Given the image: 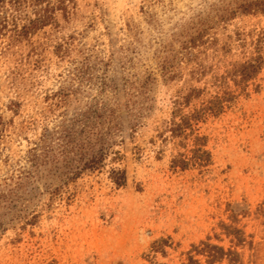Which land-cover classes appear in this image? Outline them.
<instances>
[{
  "label": "rangeland",
  "instance_id": "rangeland-1",
  "mask_svg": "<svg viewBox=\"0 0 264 264\" xmlns=\"http://www.w3.org/2000/svg\"><path fill=\"white\" fill-rule=\"evenodd\" d=\"M231 1L66 0L57 22L12 46L0 42V196L8 198L0 197V215L11 218L0 233V264H183L190 254L206 264L194 247L202 242L236 250L243 264H264V67L247 80L236 73L264 56V11L214 25L186 51L175 39ZM164 44L184 53L171 78L155 61ZM145 70L157 77L152 109L133 130L120 132L112 119L101 168L10 194L31 149L49 131L65 134L64 121L82 132L73 145L88 135L98 145L105 124L93 111L106 102L128 117L123 78ZM193 88L202 92L186 103ZM217 95L223 108L203 110ZM198 111L195 133L173 137L174 118ZM196 133L207 136L211 153L203 165L192 160ZM177 157L190 164L175 167ZM113 169L127 172L124 185L112 180ZM162 240L164 252H155Z\"/></svg>",
  "mask_w": 264,
  "mask_h": 264
},
{
  "label": "trees",
  "instance_id": "trees-1",
  "mask_svg": "<svg viewBox=\"0 0 264 264\" xmlns=\"http://www.w3.org/2000/svg\"><path fill=\"white\" fill-rule=\"evenodd\" d=\"M223 1V0H221ZM224 3V2H223ZM68 6L66 0H0V42L8 38V46L22 42L33 35L37 30L44 28L50 24L57 22L56 13L58 10H62L64 13L67 11ZM251 11H264V1L261 0H235L231 1L222 7H216L215 13L206 20L199 23V26L194 32L191 28L185 27L180 36L179 40L182 44L181 49L189 50L202 41L205 34L219 23L226 22L234 18L238 13H245ZM63 45H60L62 49ZM163 51V52H162ZM61 52H69V50H61ZM162 53V54H161ZM184 56L182 50H176L172 44H164L163 50L159 52L156 58V65L158 72L162 75H167L171 78L174 75L172 69L176 65L178 59ZM264 67V56L261 54L250 61H246L241 64L237 70V75L241 76L243 80L254 77L259 70ZM71 77H75L76 80L81 81L83 78L76 72H71ZM74 79V78H73ZM125 84V108L128 117H124L123 114L115 116V109L111 108L106 102L102 104L93 113L100 112L103 117L105 127L100 130V142L97 145L91 137L88 135L87 138L80 140L79 142H86L87 144L73 145L78 141V137L82 135L78 133V130H72L74 128V122L69 120L67 125H59L60 130H64L65 134H61L56 137L58 131L48 132L46 137L42 139V144L37 145L31 149L28 162L30 166L21 172L17 176L14 182L13 188L10 190V194L18 196L21 189L26 191L29 187L30 190L38 188L37 182L44 181L45 189H49L56 182L57 184L64 185L70 180L80 176L85 171H91L101 168L111 152V122L112 119H116V129L123 131L126 125L130 126L133 130L138 126L139 121L143 118L144 113L147 110H151L152 105L149 104L153 101V91L157 77L154 75L152 70L137 71L131 74L130 77L123 78ZM106 87V85L104 86ZM74 92V90H73ZM202 91L193 88L186 97V103L189 102L190 98H193ZM67 95L68 93L65 92ZM66 95V96H67ZM222 98L217 95L209 106H205L203 110L210 112H219L223 106ZM67 103V100H64ZM102 110V111H101ZM201 116L200 111L192 113L190 115H181L180 120L174 118L173 125L171 126V133L173 137L185 138L190 134L188 130L195 133L193 128V120L198 121ZM91 124V123H90ZM88 125V128L86 126ZM84 130H93V126L84 124ZM91 127V128H90ZM90 128V129H89ZM1 130V128H0ZM72 130V133L70 132ZM1 132V131H0ZM93 134V131H89ZM62 139V144L58 147L52 146L53 140ZM195 148H194V163L203 165L211 159V153L204 149L207 142V136H200L198 133L194 136ZM190 159L186 157H177L173 160L175 167L186 168L190 164ZM127 172L121 169L112 170V180L118 185H124L127 181ZM3 200H8L6 196L2 197ZM10 215V214H9ZM0 215V233L5 230L6 224H8L11 218L7 220L3 219ZM9 217V216H7ZM241 232V230H237ZM242 241L241 238H239ZM155 242L152 246L155 252H164V242ZM203 247L199 248L194 246L196 252L200 255L205 256L206 264H221L223 261H227L228 264H243L239 252L236 250H226L223 246L217 244H211L209 242H202ZM150 264H167L166 262L151 261ZM183 264H202L201 261L195 258L194 255H189L188 262Z\"/></svg>",
  "mask_w": 264,
  "mask_h": 264
}]
</instances>
